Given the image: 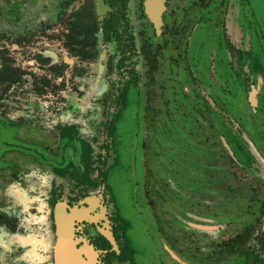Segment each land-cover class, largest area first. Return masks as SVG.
<instances>
[{"label":"rangeland","instance_id":"rangeland-1","mask_svg":"<svg viewBox=\"0 0 264 264\" xmlns=\"http://www.w3.org/2000/svg\"><path fill=\"white\" fill-rule=\"evenodd\" d=\"M143 2L125 0L133 34L107 41L97 0H0V264H54L52 197L70 201L78 184L53 169L66 161L59 126L77 124L78 137L105 155L106 122L132 69L138 87L103 161L111 160L107 182L133 263L264 264L263 103L251 105L247 89L227 81L217 34L195 29L209 10L205 20L197 0H160L156 33ZM253 8L240 21L253 28L243 32L254 40L248 63L264 78V0ZM132 41L137 66L121 67ZM242 141L247 163L233 160Z\"/></svg>","mask_w":264,"mask_h":264},{"label":"flooded vegetation","instance_id":"flooded-vegetation-1","mask_svg":"<svg viewBox=\"0 0 264 264\" xmlns=\"http://www.w3.org/2000/svg\"><path fill=\"white\" fill-rule=\"evenodd\" d=\"M152 1V12L156 11L159 16L158 25L154 23L151 14H149L147 0H144L142 7L154 31L159 33L164 22L165 8L163 9L162 4L164 5L165 1L162 4L160 0ZM166 1L171 2V0ZM188 1L183 0V2ZM197 1L199 7H201V11L197 14L198 16L202 17L203 15L205 20L208 19L209 16L206 13L208 10V14L212 15L210 16V20H206V22L202 21L197 24L199 26L195 29L202 25H207L217 34L218 39L215 44L224 43V48L219 50L222 55V61L230 65L227 81L234 86H240L241 93L246 88L247 99L251 105H256L258 102L263 103V110L260 114L264 116V96L262 95L264 78L258 73L253 75V69L249 63L250 61H254V55L251 57V54L255 51L254 40L243 34V32L253 30V28L247 23L240 21L241 19H245V12L254 9L253 6L258 0ZM124 3L125 0H97V9L99 10L98 26L107 41H111L113 36L120 37L118 35L122 33V29H124V32H128V37L133 34L128 30L129 25L125 18L126 14L122 10ZM243 5L245 9H242ZM258 16L254 12L252 21L254 22V18L256 20L257 17V22H262ZM228 28H230V31H228ZM260 28L264 30V25L260 26ZM120 41L121 45L126 43L125 39ZM133 42H131V46L129 43L128 45H124L125 51H123V55L125 57L121 67L126 66V61L137 66L138 57ZM260 48L264 51V45L260 44ZM139 58L142 60L145 57L141 53V57ZM157 60H159L158 56ZM135 73H139V70L132 69L130 76H127L124 80L117 94L120 98L119 108L110 112L109 121L106 122L105 132L109 140L102 146L105 155H102L100 152L97 155L94 153V149L89 142L83 141L78 137L77 124L59 126L62 141L61 148L65 152L66 156L64 157L66 161L61 163V167L56 166L53 169L56 173L62 174V178H66L67 176L74 178L78 184L76 188L77 194L70 201L60 198L61 195L56 192L52 197V219L55 235L52 249L54 264H112L115 261L117 264H125V262L135 264L133 263L134 259L132 256L134 251L130 245H128L129 249L127 248V243L129 242L124 232L128 222L116 208L109 189V183L107 182V177L112 169L111 160L107 164L103 161L104 156L108 155V153L115 154V126L118 115L126 107L129 88L133 87L137 89L138 87L137 83L139 79ZM234 95L232 91V98ZM114 103L116 104V102ZM216 106H220L219 110H217L218 114L224 119L223 121L227 120L231 122L230 124H233L232 119H228L225 110L222 108L223 106H221V102H218ZM244 142L236 144L237 152H240V155L235 153L233 149L235 146L232 147L231 151L233 152V160L247 163L249 157H251V153L246 150ZM241 155L245 160L241 158ZM101 185L102 190L99 193H95ZM246 229L251 231L249 226L244 231ZM55 258L58 263L55 261ZM257 262L258 259L256 257L250 259V264H257Z\"/></svg>","mask_w":264,"mask_h":264},{"label":"water","instance_id":"water-1","mask_svg":"<svg viewBox=\"0 0 264 264\" xmlns=\"http://www.w3.org/2000/svg\"><path fill=\"white\" fill-rule=\"evenodd\" d=\"M152 2H153L152 0H147V8H148L149 14H151V18H153V20H154V23L156 25H158L159 24V16H158V13L156 11H153L152 12V10H153V8H152ZM55 261L57 262V259L56 258H55Z\"/></svg>","mask_w":264,"mask_h":264},{"label":"trees","instance_id":"trees-1","mask_svg":"<svg viewBox=\"0 0 264 264\" xmlns=\"http://www.w3.org/2000/svg\"><path fill=\"white\" fill-rule=\"evenodd\" d=\"M79 152H80V150H79ZM244 232H245V237L247 238L248 235H249V232H250V231H248V230L246 229ZM243 241H244V240H243Z\"/></svg>","mask_w":264,"mask_h":264}]
</instances>
